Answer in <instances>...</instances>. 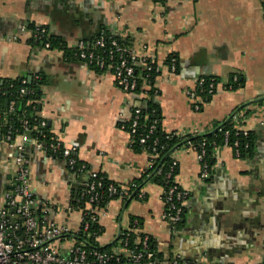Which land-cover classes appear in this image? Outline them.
I'll use <instances>...</instances> for the list:
<instances>
[{
	"label": "crops",
	"instance_id": "obj_1",
	"mask_svg": "<svg viewBox=\"0 0 264 264\" xmlns=\"http://www.w3.org/2000/svg\"><path fill=\"white\" fill-rule=\"evenodd\" d=\"M32 23L47 27L63 47L31 43ZM101 30L127 39L139 56L162 65L153 89L165 131L208 133L232 116L234 125L253 132L256 140L252 158L237 157L227 145L217 147L208 179L201 177V162L189 144L177 149L175 181L190 192L182 224L162 219L164 188L151 174L142 188L145 199H115L93 209L104 227L100 245L110 246L122 231L133 229L135 216L142 219L139 233L153 239L163 264L179 256L207 264H263L264 0H0V78L42 74L46 84L38 113L53 137L77 147L79 160L91 170L126 184L151 165L147 151L133 150L124 127L147 96L144 90H122L113 74L73 56L81 41L91 44ZM172 53L180 60L174 73L165 63ZM233 73L245 80L238 89L228 86ZM204 76L217 77L218 87L198 111L186 91ZM30 147L38 215L70 227L58 241L68 255L76 243L70 235L84 219L82 210L70 207L72 192L88 175L76 176L65 159ZM16 154L0 142V195L16 178Z\"/></svg>",
	"mask_w": 264,
	"mask_h": 264
},
{
	"label": "built area",
	"instance_id": "obj_2",
	"mask_svg": "<svg viewBox=\"0 0 264 264\" xmlns=\"http://www.w3.org/2000/svg\"><path fill=\"white\" fill-rule=\"evenodd\" d=\"M32 36L36 42H43L44 47L50 48L52 45L49 41H45L49 31L45 26L36 25L35 31H32ZM73 56L88 65L95 67L104 72H110L114 75L116 84L124 91L136 92L139 88L140 77L136 74L137 68H143L147 71V77L142 85L146 96H149V91L153 89V85L148 82L150 71H154L157 76L161 73L162 65L148 56H139L137 52L130 46L121 44L115 37L108 34L107 31L101 30L100 34L93 40L91 44L81 41L73 51ZM178 59L175 56L171 57L167 67L171 72H176ZM205 77L199 79L195 89L186 91L188 97L193 102L195 110H201L206 103L202 98V92L205 90ZM236 80V78H235ZM218 83L214 78L208 84V94H214L217 90ZM22 93H26V89H22ZM157 94V90L154 89ZM16 109L15 102L10 105V110ZM141 114V108H136L132 118V127L130 134L136 132L138 121ZM157 121L152 125L150 131L156 128ZM47 122L41 121L38 129V136L32 137V131L27 120L23 123V131L15 135L12 130L7 131L4 135L1 134L0 142H5L10 147L17 151L16 166L17 175L13 183L5 189L0 195V264H163L164 259L156 256L152 251L148 250L149 236L139 233L140 227L138 220H134L133 225L138 233L136 238L137 244L141 245L134 248L128 247V238H121L119 249L106 250L101 248L88 249L83 243H75L70 249L68 255H63L58 247V241L65 235L71 233L70 227L67 224H61L54 220H45L39 217L37 211V200L33 192L31 182V167L30 159L27 156V150L30 145L37 150L47 152L51 151L50 156L54 157L61 154L66 160L71 170H76L80 173H86L90 180L87 193L90 194L88 204L100 199L98 188L101 183L98 182V171L87 169V164H79L77 147L64 146L62 142L55 140L49 148L44 145L40 137H45L44 127ZM237 134L249 136V130L236 127ZM229 131L226 132V135ZM148 136L140 138L141 143L147 141ZM156 144L153 148V158L158 157L156 153ZM229 146V145H227ZM248 146V145H247ZM189 147L197 152L201 162V177L208 179L211 177V168L208 163L204 162L205 149H198L193 144L189 143ZM237 157H241L242 151L240 142L235 140L230 146ZM152 163V161H151ZM179 162L176 158L165 174V182L167 187H164L163 201L165 210L162 214V219L169 224L176 226L183 220L185 204L189 198V190L183 188L175 179V171L178 168ZM161 173V169L157 171ZM172 181V182H171ZM125 188V187H123ZM111 193H116L115 186L110 187ZM141 198L145 197V193L141 192ZM171 264H207L200 261L177 257L171 261Z\"/></svg>",
	"mask_w": 264,
	"mask_h": 264
},
{
	"label": "trees",
	"instance_id": "obj_3",
	"mask_svg": "<svg viewBox=\"0 0 264 264\" xmlns=\"http://www.w3.org/2000/svg\"><path fill=\"white\" fill-rule=\"evenodd\" d=\"M165 1V0H158ZM29 28L32 31H35L36 24L32 23L29 25ZM47 28V27H46ZM100 34L97 33L95 38ZM115 37L121 44L125 46H130L129 41L127 39H122L117 36ZM94 38V39H95ZM45 41H49L50 44L54 47H63L62 40H60L57 36L46 35L44 38ZM31 43L35 45L43 46V42H36L33 37L30 40ZM73 54V53H72ZM175 56L177 61V69L176 72L179 71L180 60L179 56L176 53L170 54L165 63L169 64L171 57ZM150 76L148 77V82H150L153 86L155 84V80L157 78V74L154 71H150ZM136 74L140 77L139 88L136 92L140 93L142 91V85L145 81V77H147V71L143 70V68H137ZM205 90L202 92V98L205 102H209L213 94H208V84L210 80L214 78L218 83V78L214 76H204ZM236 78V80H235ZM244 78L240 74L233 73L230 76L228 86L232 89H238L244 85ZM46 84V78L40 74L38 78H34L31 82L27 78H9L3 79L0 78V129L1 134H5L7 131L12 130L15 135L22 132L23 123L25 120L28 121L29 126L32 131V137L36 138L38 136V129L40 128V123L44 119L38 113V106L40 105V101L42 99V86ZM26 89V93H22V89ZM149 96L144 98V104L140 106L141 114L138 121V126L136 132L131 135V147L136 152L147 151L150 155H153V148L156 144V153H158L157 158H153L150 156V160L152 161L150 167L143 173L140 177H137L126 184H121L111 180L107 175L100 172L98 173L97 179L98 182L101 183V186L98 188V193L100 195V199L90 206L88 204V200L90 198V194L87 193L88 185L87 183L90 181L87 178L84 186H80L78 189L73 190L72 198L70 202V207L73 209H79L83 212V222L80 229L72 233L70 236H73L77 243H83L86 245L88 249H106L111 250L112 246L121 244V238H128V247L134 248L136 246H140L136 242V238L138 233L136 232L133 222L137 218L135 216L131 217V227L133 229L124 230L120 233L116 242L110 246H101L98 242L97 238L100 236L104 227L99 224L98 220L94 217L98 215L97 211H93L94 208H97L98 211L107 207V205L115 199H123V202L126 203L131 199H138L142 192V188L146 183V179L149 175L153 174L154 179L157 183L164 187H167L165 182V174L168 170H170V166L173 162V153L185 146L189 143L196 146L198 149H205L204 162L208 163L211 168L214 167L216 163L215 152L217 147L225 146V145H233L235 140L240 142V148L242 151L241 157H254L255 155V136L253 132L249 131V136H244L243 134H237L236 126L234 125L233 117H228L227 119L220 122L216 128L208 133L203 134H178L176 132H167L163 128L162 125V112L159 102L156 100V93H154V89L150 90ZM15 102L16 109L11 111L10 105L12 102ZM22 103L21 109H18V104ZM134 116V113H133ZM132 116V118H133ZM132 118L129 122L125 124V129L131 131L132 127ZM157 121L156 128L151 132L150 129L152 125ZM44 131L46 136L40 137V139L44 142V145L49 148L50 144L56 139L53 137L51 133L50 127L48 124L44 127ZM229 131V134L226 135V132ZM142 136H148L146 144L140 142V138ZM248 145V146H247ZM31 146V145H30ZM28 147L27 156L30 157V150L32 152L33 148ZM47 154L50 155L51 151L47 150ZM56 157L63 158L61 154L56 155ZM83 163V161L79 160L78 166ZM88 166V165H87ZM69 167V166H68ZM70 169V168H69ZM87 169H91L89 166ZM161 169V173H157V171ZM72 174L79 176L83 173H80L76 170H71ZM178 168L175 171V175L177 174ZM175 180V179H174ZM172 182V181H171ZM115 186L117 189L116 193H111L110 187ZM125 187V188H123ZM147 196L142 199H145ZM90 207H89V206ZM184 217V213H183ZM140 221L139 227L141 226L142 219L138 218ZM183 220L179 223L182 224ZM142 235L144 233H141ZM148 242V250L152 251L156 254L157 257L163 259V257L157 252L155 243L153 239L149 236ZM264 264V263H263Z\"/></svg>",
	"mask_w": 264,
	"mask_h": 264
},
{
	"label": "water",
	"instance_id": "obj_4",
	"mask_svg": "<svg viewBox=\"0 0 264 264\" xmlns=\"http://www.w3.org/2000/svg\"><path fill=\"white\" fill-rule=\"evenodd\" d=\"M32 79H33V77L32 76H29V78H28L29 82H31ZM21 107H22V103H19L18 104V109H21Z\"/></svg>",
	"mask_w": 264,
	"mask_h": 264
}]
</instances>
